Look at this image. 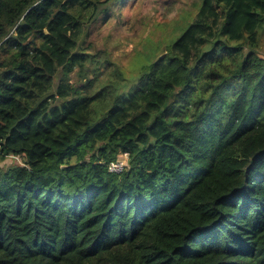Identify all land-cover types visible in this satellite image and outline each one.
I'll return each mask as SVG.
<instances>
[{
    "label": "trees",
    "instance_id": "1",
    "mask_svg": "<svg viewBox=\"0 0 264 264\" xmlns=\"http://www.w3.org/2000/svg\"><path fill=\"white\" fill-rule=\"evenodd\" d=\"M127 2L0 0V264H264V0L126 69L85 42Z\"/></svg>",
    "mask_w": 264,
    "mask_h": 264
},
{
    "label": "rangeland",
    "instance_id": "2",
    "mask_svg": "<svg viewBox=\"0 0 264 264\" xmlns=\"http://www.w3.org/2000/svg\"><path fill=\"white\" fill-rule=\"evenodd\" d=\"M199 1L128 0L121 9L122 18L98 17L85 44L105 50L117 65L127 69L143 44L157 39L166 44L176 38L192 19ZM260 52L264 55V47ZM20 161L9 157L3 164Z\"/></svg>",
    "mask_w": 264,
    "mask_h": 264
},
{
    "label": "built area",
    "instance_id": "3",
    "mask_svg": "<svg viewBox=\"0 0 264 264\" xmlns=\"http://www.w3.org/2000/svg\"><path fill=\"white\" fill-rule=\"evenodd\" d=\"M126 153L123 154L118 160L112 161L108 164V170L110 172H120L124 169L126 164Z\"/></svg>",
    "mask_w": 264,
    "mask_h": 264
}]
</instances>
